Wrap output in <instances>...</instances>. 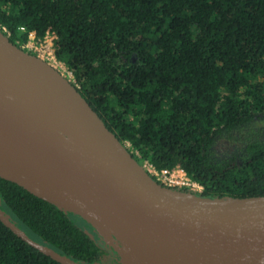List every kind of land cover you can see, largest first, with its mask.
Instances as JSON below:
<instances>
[{"label":"trees","instance_id":"16d2710c","mask_svg":"<svg viewBox=\"0 0 264 264\" xmlns=\"http://www.w3.org/2000/svg\"><path fill=\"white\" fill-rule=\"evenodd\" d=\"M0 30L22 50L52 35L139 164L184 170L200 197H264V0H0ZM0 201L33 241L100 264L107 241L83 218L1 178ZM0 264L60 263L0 220Z\"/></svg>","mask_w":264,"mask_h":264},{"label":"water","instance_id":"95a60500","mask_svg":"<svg viewBox=\"0 0 264 264\" xmlns=\"http://www.w3.org/2000/svg\"><path fill=\"white\" fill-rule=\"evenodd\" d=\"M3 151L14 156V174L1 179L83 218L120 257L137 264H264V197L218 200L158 183L68 79L0 30ZM0 220L52 260L77 264L33 241L1 208Z\"/></svg>","mask_w":264,"mask_h":264},{"label":"built area","instance_id":"2783aa9c","mask_svg":"<svg viewBox=\"0 0 264 264\" xmlns=\"http://www.w3.org/2000/svg\"><path fill=\"white\" fill-rule=\"evenodd\" d=\"M21 31L25 32L26 30L22 28ZM48 42H51V45ZM42 43H44L46 49H43ZM25 45L30 51L37 53L43 62H48L47 64L52 65L56 69L61 68V65L56 61L54 37L52 35H47L41 39L37 37L35 32H31ZM39 45L41 48H39ZM145 170L154 180L170 189L183 190L194 194H200L203 191V187L192 181L184 170H158L148 162H145Z\"/></svg>","mask_w":264,"mask_h":264},{"label":"rangeland","instance_id":"374dc122","mask_svg":"<svg viewBox=\"0 0 264 264\" xmlns=\"http://www.w3.org/2000/svg\"><path fill=\"white\" fill-rule=\"evenodd\" d=\"M48 43L51 45V42H48ZM42 46H43V49H46V46H44V43H42ZM22 48H23V51H25L26 53H28V54H30V55L41 60V58L38 56V54L33 52V51H30L26 47V45H24ZM39 48H41L40 45H39ZM56 61H57V59H56ZM57 63L61 65V68L56 69L52 65H50V64H48V65L53 67L54 69H56L61 75H63L70 82H74L73 73L68 70L67 66H65L64 64H62L58 61H57ZM129 147H130V145H129ZM141 165L145 169V162H143ZM195 195H197V194H195ZM114 243L118 244L117 241H115V240H114ZM103 248H104V256H103L100 264H123L122 256L120 257V255L114 250V248L111 246L110 243H107Z\"/></svg>","mask_w":264,"mask_h":264},{"label":"bare ground","instance_id":"6f19581e","mask_svg":"<svg viewBox=\"0 0 264 264\" xmlns=\"http://www.w3.org/2000/svg\"><path fill=\"white\" fill-rule=\"evenodd\" d=\"M14 166V156L11 152H0V174H14L12 168ZM123 264H137L133 259L122 256Z\"/></svg>","mask_w":264,"mask_h":264}]
</instances>
